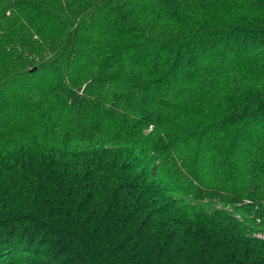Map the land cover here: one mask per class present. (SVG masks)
<instances>
[{"label":"trees","instance_id":"trees-1","mask_svg":"<svg viewBox=\"0 0 264 264\" xmlns=\"http://www.w3.org/2000/svg\"><path fill=\"white\" fill-rule=\"evenodd\" d=\"M258 235L264 0H0V264H264Z\"/></svg>","mask_w":264,"mask_h":264},{"label":"built area","instance_id":"built-area-1","mask_svg":"<svg viewBox=\"0 0 264 264\" xmlns=\"http://www.w3.org/2000/svg\"><path fill=\"white\" fill-rule=\"evenodd\" d=\"M257 237L260 238V239H264L263 235H258Z\"/></svg>","mask_w":264,"mask_h":264},{"label":"rangeland","instance_id":"rangeland-1","mask_svg":"<svg viewBox=\"0 0 264 264\" xmlns=\"http://www.w3.org/2000/svg\"><path fill=\"white\" fill-rule=\"evenodd\" d=\"M239 219V218H238Z\"/></svg>","mask_w":264,"mask_h":264}]
</instances>
